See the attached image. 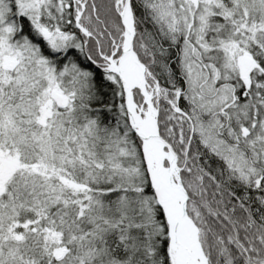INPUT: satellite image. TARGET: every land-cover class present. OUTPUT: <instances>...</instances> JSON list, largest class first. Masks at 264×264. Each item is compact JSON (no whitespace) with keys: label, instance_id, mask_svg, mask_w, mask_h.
<instances>
[{"label":"snow or ice","instance_id":"1","mask_svg":"<svg viewBox=\"0 0 264 264\" xmlns=\"http://www.w3.org/2000/svg\"><path fill=\"white\" fill-rule=\"evenodd\" d=\"M0 264H264V0H0Z\"/></svg>","mask_w":264,"mask_h":264}]
</instances>
